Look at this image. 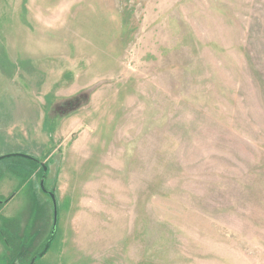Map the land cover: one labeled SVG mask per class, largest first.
Returning a JSON list of instances; mask_svg holds the SVG:
<instances>
[{
    "label": "rangeland",
    "instance_id": "obj_1",
    "mask_svg": "<svg viewBox=\"0 0 264 264\" xmlns=\"http://www.w3.org/2000/svg\"><path fill=\"white\" fill-rule=\"evenodd\" d=\"M9 155L12 264H264V0H0Z\"/></svg>",
    "mask_w": 264,
    "mask_h": 264
},
{
    "label": "trees",
    "instance_id": "obj_2",
    "mask_svg": "<svg viewBox=\"0 0 264 264\" xmlns=\"http://www.w3.org/2000/svg\"><path fill=\"white\" fill-rule=\"evenodd\" d=\"M34 164L37 165V167L39 166L37 163H34ZM42 175H43V170L41 168L40 179ZM0 222H1L0 241L3 243L4 248H5V253H6L4 257L5 264H12L16 260L18 255L20 254L23 248V244H24V243H21L22 241L20 239H17V233L19 231V222L16 221L15 219L7 220L3 218H0ZM54 236H55V233L52 234V232H50L44 244L41 246L42 251L41 253H39V258L44 256L49 251V248L52 244V241H53L52 239L54 238Z\"/></svg>",
    "mask_w": 264,
    "mask_h": 264
},
{
    "label": "water",
    "instance_id": "obj_3",
    "mask_svg": "<svg viewBox=\"0 0 264 264\" xmlns=\"http://www.w3.org/2000/svg\"><path fill=\"white\" fill-rule=\"evenodd\" d=\"M12 157H21L23 159H26L30 162H34L37 163L43 170V175L40 179L39 182V188L41 190L42 193H44L45 195H47L50 198V201L52 203V208H53V224H52V234L55 233L56 231V224H57V217H58V212H57V200H56V196L54 194L53 191H48L45 188V178H46V172H47V167L45 166V164L43 162H39L38 160L30 157V156H25V155H9V156H5V157H0V160L2 159H7V158H12ZM4 202L0 200V206L3 204ZM36 258H32L30 264H34L35 263Z\"/></svg>",
    "mask_w": 264,
    "mask_h": 264
},
{
    "label": "crops",
    "instance_id": "obj_4",
    "mask_svg": "<svg viewBox=\"0 0 264 264\" xmlns=\"http://www.w3.org/2000/svg\"><path fill=\"white\" fill-rule=\"evenodd\" d=\"M33 175H35V174H33ZM12 178V177H11ZM14 178V177H13ZM15 179V178H14ZM14 182H12V181H10V180H8V184H6V183H4V182H2L1 184H0V195H8V190H9V187L10 186H12L13 187V184ZM3 218H5V219H7V220H12V219H17V218H15V217H13V216H3ZM0 256H2V258H3V256H4V253H3V248H2V246L0 245ZM3 260H4V258H3Z\"/></svg>",
    "mask_w": 264,
    "mask_h": 264
}]
</instances>
